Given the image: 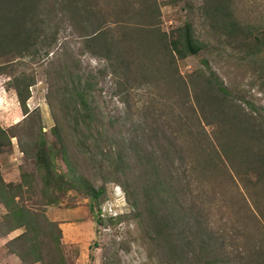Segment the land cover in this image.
I'll use <instances>...</instances> for the list:
<instances>
[{
  "label": "rangeland",
  "instance_id": "1",
  "mask_svg": "<svg viewBox=\"0 0 264 264\" xmlns=\"http://www.w3.org/2000/svg\"><path fill=\"white\" fill-rule=\"evenodd\" d=\"M103 1V17L107 24L133 23L153 28L158 34L166 32L169 35L189 21L193 24L195 36L204 46L196 55L176 59L172 68H168L169 54L161 47L163 41H158L157 33L154 36L144 32L148 37H144L140 45L143 51L135 50L128 87L122 69L117 68L118 76H113L98 47L90 45L68 21H64L59 40L50 48L48 56L38 63L24 58L15 66V74L25 72L34 77V84L29 87L27 106L29 111L37 110L40 114L48 157L55 171L49 180L48 194L58 198L56 204L45 208V213L59 224L60 250L52 249L51 254H47V247L43 248V261L36 264H52V261L53 264H167L166 254L145 237L143 227L134 217L127 196L114 181L115 177L110 179L113 181H107L109 169H100L85 154L84 137L80 133L76 135L66 120L74 108L80 107L81 112H85L86 104L88 110H96L98 127L82 129L94 134L88 142V150H97L106 138L113 143H122L130 166L142 160V150L155 152L156 159L163 160L161 149L168 142H175L178 147L185 140L188 133L183 125L185 120H188L192 131L196 129L198 112L191 109L189 102L186 103L187 99L193 101V92L190 88L188 93L183 91V80L187 82L191 74L207 77L211 70L247 112L264 116V0H217L216 7L226 6V9L219 7L220 10L216 11L210 0ZM149 4L155 8L153 20L149 16H140L143 14L141 9ZM219 12L231 13L229 19L232 18L239 29L229 31L224 27L221 20L225 22V16ZM132 33L133 36L139 35L136 31ZM204 61H207L208 68L203 65ZM60 67H68L69 71L82 78L80 88L88 80L86 103L71 97V89L76 83L69 80L66 73L64 78H60L56 73ZM118 67H121L120 62ZM11 78L8 72L0 75V126L11 135V146L0 149V172L7 182H19L22 174H27L26 181L34 186L31 190L34 197H41L44 172L31 153L21 152L22 147L30 150L32 139L37 135L36 131L32 136L29 130L34 126L30 122L33 114L23 120L25 116ZM53 126H57L64 137L69 165L52 134ZM35 128L37 130V124ZM210 130L205 126L207 133ZM174 159L177 164V155ZM103 162L102 166L107 167ZM227 165L229 170L226 168L225 171L228 174L215 172L202 178L206 194L200 193L198 182V195L188 193L186 200L197 201L205 210L208 208L207 212L204 211L207 223L214 230L232 233L226 238L233 247L247 250L260 243L264 247V191L257 199L261 210L254 209L248 202L251 201L248 190L233 173L231 164ZM84 183L95 188L104 185L105 192L95 204L86 194ZM23 195L28 197L30 193L24 192ZM243 197L258 220L251 215L246 216L245 211L249 210ZM3 212L0 207V232L4 229ZM10 235L4 238L0 233V264H23L6 247ZM10 254L15 261L8 257ZM188 259L192 264H199L193 256L189 255Z\"/></svg>",
  "mask_w": 264,
  "mask_h": 264
},
{
  "label": "trees",
  "instance_id": "2",
  "mask_svg": "<svg viewBox=\"0 0 264 264\" xmlns=\"http://www.w3.org/2000/svg\"><path fill=\"white\" fill-rule=\"evenodd\" d=\"M210 1L215 11L226 9V6L216 7L217 0ZM103 3V0H0V75L6 72L12 75L11 84L25 116L23 120L33 114L30 122L34 126L31 129L29 127V130L32 136L36 131L37 135L32 139L30 150L22 147L21 152L27 155L31 153L37 166L44 172L43 194L36 198L31 191L34 186L26 181L27 174L23 173L19 182H7L0 172V207L4 210V229L0 233L5 236L14 230H22L6 242V247L23 264L43 261L42 250L45 247L48 249L47 254L53 250L58 252L61 229L45 213V208L56 204L58 198L48 194L49 180L55 171L48 157L40 114L37 110L29 111L27 106L29 87L34 84V77L25 72L15 74V66L24 58H28L31 63H38L48 56L50 48L59 40L62 23L68 21L72 29L80 33L90 45L98 47V52L107 60L113 76L117 77L118 69H122L125 83L129 87L133 74V55L135 50L143 51L140 45L144 37H148L144 32L153 33L154 36L157 32L153 28L133 23L107 24L103 17ZM141 11V17L144 15L154 19V5L149 4ZM219 13L225 16V22L221 20L224 27L229 31L239 29L238 24L232 22V18L229 19L231 13ZM135 31L139 32L138 36H133L132 32ZM158 35V41H163L161 47L169 54L166 63L168 68H172L176 59L196 55L204 46L195 36L193 24L189 21L169 35L166 32ZM119 62L121 67H118ZM203 65L208 68L207 61ZM67 68L60 67L56 73L60 78H64L66 73L69 80H74L76 86L71 89V97L86 103L89 96L88 80L80 88L82 78ZM201 75H189L187 82L190 87L183 80V91L188 93L190 88L193 92V101L187 99L186 103L189 102L191 109L198 112L196 129L192 131L188 120H185L183 125L188 130L185 140L178 147L175 142H168L161 149L163 160H157L155 152L146 153L142 150V160L130 166L122 143L110 142L108 138L99 144L97 150H88V142L94 134L82 129L98 127L99 119L96 110H88L86 104L85 112H81L80 107L74 108L66 120L75 129L76 135L80 133L84 137L82 142L87 149L85 154H88L90 160L97 163L100 169H109L110 178L107 181H113L110 179L115 177L114 181L124 190L145 237L166 254L167 264H192L189 255L199 264H264V247L261 243L253 244L247 250L233 247L226 238L232 236V233L214 230L207 223L204 211L207 212L208 208L205 210L197 201L186 200L188 193L198 195V182L201 185L200 193L206 194L202 178L215 172H226V168L229 170L227 163L231 164L233 173L248 190L251 197L248 202L254 209L261 210L257 199L264 191V116L247 112L239 99L231 95L211 70L207 77ZM205 126L211 128L209 133L205 131ZM51 131L69 165L64 137L57 126H53ZM8 146H11V135L0 126V149ZM103 161L107 167L102 166L105 164ZM230 179L234 182L231 174ZM84 187L93 203L105 192L104 185L95 188L92 184L84 183ZM24 192L30 193V196H24ZM245 200V207L249 210L245 211L246 216L251 215L258 220ZM96 222L99 223V220Z\"/></svg>",
  "mask_w": 264,
  "mask_h": 264
},
{
  "label": "crops",
  "instance_id": "3",
  "mask_svg": "<svg viewBox=\"0 0 264 264\" xmlns=\"http://www.w3.org/2000/svg\"><path fill=\"white\" fill-rule=\"evenodd\" d=\"M16 231H18L17 234H16V235H18L19 233H21L22 230H21V229L14 230V231L8 233L7 235H5V236H3V237L5 238V237H7L8 235H10L11 233L16 232ZM13 235H15V234H12V236H11V235L9 236V237H11L10 239H12V237H15V236H16V235H15V236H13ZM3 237H2V238H3ZM6 239H9V238H6ZM8 241H9V240H8ZM8 241H7V242H8ZM8 257H11L12 259H14V256L11 255V254H10ZM14 261H15V259H14ZM33 264H36V263H33Z\"/></svg>",
  "mask_w": 264,
  "mask_h": 264
}]
</instances>
